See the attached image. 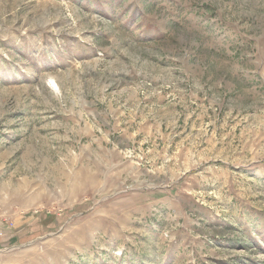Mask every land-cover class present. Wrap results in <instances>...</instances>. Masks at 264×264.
<instances>
[{
  "label": "rangeland",
  "instance_id": "374dc122",
  "mask_svg": "<svg viewBox=\"0 0 264 264\" xmlns=\"http://www.w3.org/2000/svg\"><path fill=\"white\" fill-rule=\"evenodd\" d=\"M0 264H264V0H0Z\"/></svg>",
  "mask_w": 264,
  "mask_h": 264
},
{
  "label": "built area",
  "instance_id": "2783aa9c",
  "mask_svg": "<svg viewBox=\"0 0 264 264\" xmlns=\"http://www.w3.org/2000/svg\"><path fill=\"white\" fill-rule=\"evenodd\" d=\"M3 236H4V232L0 229V240L2 239Z\"/></svg>",
  "mask_w": 264,
  "mask_h": 264
}]
</instances>
